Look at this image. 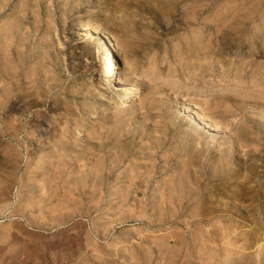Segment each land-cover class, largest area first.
Returning a JSON list of instances; mask_svg holds the SVG:
<instances>
[{"label": "rangeland", "instance_id": "obj_1", "mask_svg": "<svg viewBox=\"0 0 264 264\" xmlns=\"http://www.w3.org/2000/svg\"><path fill=\"white\" fill-rule=\"evenodd\" d=\"M263 185L264 0H0V264H264Z\"/></svg>", "mask_w": 264, "mask_h": 264}, {"label": "bare ground", "instance_id": "obj_2", "mask_svg": "<svg viewBox=\"0 0 264 264\" xmlns=\"http://www.w3.org/2000/svg\"><path fill=\"white\" fill-rule=\"evenodd\" d=\"M83 32H86L87 34H91L90 33V29L89 28H86L84 29L83 28ZM103 50L104 52L102 53L103 54V63L105 64V68L106 69H109L110 71H112L114 68V58H115V53L113 51V49H110V47H108V45L106 43L103 44ZM101 48V49H102ZM113 72V71H112ZM118 75V74H117ZM112 77H114L113 81L112 82H117V76H115V74L112 75ZM133 80V79H132ZM142 83L140 81V79H135L131 82L130 86L126 89V91L122 93V95L120 96L121 99H120V103H122L123 101H126L129 97L128 95L130 94H137L140 92V87H141ZM116 88V87H115ZM202 115V114H201ZM203 118V117H202ZM202 122V120H201ZM203 123V122H202ZM209 123V122H208ZM210 126V125H209ZM208 126V127H209ZM212 127V126H211ZM210 128V127H209ZM214 128V127H212ZM217 128V127H216ZM214 132L216 130H213ZM218 133V132H216ZM264 186V185H263ZM260 187V186H259ZM258 189V188H257ZM253 190V189H252ZM175 194V193H174ZM181 199V198H180ZM194 202V201H193Z\"/></svg>", "mask_w": 264, "mask_h": 264}]
</instances>
